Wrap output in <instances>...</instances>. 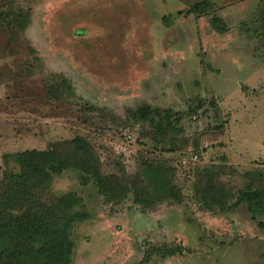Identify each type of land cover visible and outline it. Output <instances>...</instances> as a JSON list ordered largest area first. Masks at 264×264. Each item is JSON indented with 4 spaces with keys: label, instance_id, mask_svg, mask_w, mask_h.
I'll return each instance as SVG.
<instances>
[{
    "label": "rangeland",
    "instance_id": "374dc122",
    "mask_svg": "<svg viewBox=\"0 0 264 264\" xmlns=\"http://www.w3.org/2000/svg\"><path fill=\"white\" fill-rule=\"evenodd\" d=\"M263 1L0 0V194L13 153L86 137L130 192L54 175L85 216L71 264H264V215L228 206L264 190ZM158 163L182 201L138 187Z\"/></svg>",
    "mask_w": 264,
    "mask_h": 264
},
{
    "label": "trees",
    "instance_id": "16d2710c",
    "mask_svg": "<svg viewBox=\"0 0 264 264\" xmlns=\"http://www.w3.org/2000/svg\"><path fill=\"white\" fill-rule=\"evenodd\" d=\"M261 20V36L264 39V7ZM18 23L17 26H12V31L16 27H20L21 31L26 25V21ZM139 111L142 121H150L157 130L166 132L164 121H161L164 114L159 113L160 119L150 117L148 106L141 107ZM166 115L168 127L172 128L173 116L171 118L167 113ZM11 157H15L14 163L18 169L5 174L0 194V264L72 263L74 226L85 216L74 210L81 204V199L76 194H57L51 191L54 175L73 168L80 171L82 181L87 183L93 180L99 190L110 198L121 200L130 192L127 190L128 184L123 186L118 175L102 172L100 159L86 137L54 142L44 150L15 152ZM172 171L167 164H148L146 173H141L138 187L147 184L155 193H168L177 201H182L183 199L178 198V193L176 196L177 188L169 175ZM204 187L206 194H213L214 202L223 207L234 196L227 187H221L215 192L209 182ZM245 201L253 215H264V190L239 191L236 201L228 206H236ZM259 225L264 230V221H260ZM160 250L168 254L175 253L172 248Z\"/></svg>",
    "mask_w": 264,
    "mask_h": 264
}]
</instances>
